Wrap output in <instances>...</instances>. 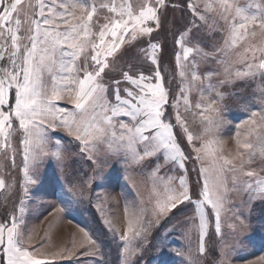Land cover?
I'll return each instance as SVG.
<instances>
[{"label":"snow or ice","instance_id":"obj_1","mask_svg":"<svg viewBox=\"0 0 264 264\" xmlns=\"http://www.w3.org/2000/svg\"><path fill=\"white\" fill-rule=\"evenodd\" d=\"M252 6L256 11L249 12L233 0H0V153L6 161L11 151L16 169L10 182L0 178L4 201L0 203V264H58L66 254L75 260L101 252L94 230L86 226L79 227L83 234L79 241L73 236L54 245L53 251L39 250L47 236L31 243V212L25 202L31 203L29 192L39 175V161L48 155L57 159L62 171L76 157L89 162L92 174L82 179L81 197L84 186L92 187L113 160L121 163L126 179L133 174L157 180L159 173L186 174L167 175L162 188L154 183L146 198L126 201L127 227L122 233L112 227V221H105L117 248L123 244L118 264H140L154 233L182 209H190L191 215L180 223L198 231L195 246L180 253L187 257L186 264H231L242 247L237 233L247 224L242 211L227 217L232 223H223L229 184L247 194L253 187L247 181L253 180L264 198V178L255 179L264 167L252 168L257 155L264 165V87L259 88V122L255 112L242 122L245 126L259 123L260 133L252 130L249 139L236 140L238 157L214 147L221 143L217 137L228 123L219 89L237 80H254L258 74L264 82V46L237 51L249 37L264 38V0ZM170 8L181 13L182 23H173L168 31L174 37L176 68L189 86L181 88L175 99L161 71L164 46L156 40ZM124 53H131L134 61L119 73V79L106 80ZM142 65H147L148 74L138 67ZM175 78L169 75L168 81ZM122 84L127 86L121 88ZM193 88L201 93L193 113V122L198 116L201 125L198 134L187 118L193 112L188 94ZM57 130L72 138L77 151L71 152L68 145L62 149L60 141L56 151H45L51 144L49 134ZM189 161L200 165L198 172L192 169L197 180L191 183ZM251 202V198L242 201ZM64 211V207L57 210ZM165 240L166 236L160 238L156 247H164ZM253 264H264V256Z\"/></svg>","mask_w":264,"mask_h":264},{"label":"rangeland","instance_id":"obj_2","mask_svg":"<svg viewBox=\"0 0 264 264\" xmlns=\"http://www.w3.org/2000/svg\"><path fill=\"white\" fill-rule=\"evenodd\" d=\"M117 2H119V0H117ZM173 2H176V0H173ZM196 2H200V0H196ZM233 2L249 12H254L256 9L252 5L259 3L260 0H233ZM180 15L181 13L179 11H174L170 8L164 22V31L156 35V40L164 46L163 51L165 58L161 63V71L162 75L165 77V86L172 93L173 99L178 96L181 88L187 89L189 87L187 81L182 80L179 75V70L176 68L174 60V37L168 31L173 26V23L177 26L182 23L179 19ZM221 36V33L216 34V38L220 40V43H223ZM178 37L179 32L176 33V38ZM167 40L166 46L165 43ZM189 46L192 45L190 44ZM261 46H264V38L249 37L246 42H242L237 48V51L242 53L245 48H259ZM141 47H143V45H141ZM248 55L251 57V51ZM256 55L259 56L260 52L257 51ZM134 59L135 57H133L131 53H124L122 56H119L114 62V70L110 71L105 79H119V73L127 71L128 64L132 63ZM138 67H140V70H144L145 74H148L146 70L147 65ZM201 67L203 68V65H201ZM169 75H175L176 78L168 85L166 79ZM213 83H215V81H213ZM125 86L127 85L122 84L121 88ZM260 87H264V82L260 80L258 74L257 78L254 80L251 78L248 81L237 80L219 89V91L223 93V98L220 102L222 106L225 107L223 118L228 123L223 125L217 137L221 142L219 145L214 146L217 151H223L225 155L230 157H238L236 140L241 139V142H244V140L249 139V133L252 130L256 133H260L261 128L259 123L247 126L242 123L250 120L253 112L258 114L255 119L259 122V113L261 112L259 98ZM188 94L193 105V112L189 113L187 118L189 124L197 130L198 134L201 125L198 116L195 122H193V113L196 111L194 105L200 100L201 93L193 88ZM204 95H207V93H204ZM245 96L244 103L246 104L244 112L241 115H236L239 111H229L227 105L229 102L230 104H234L241 101ZM170 111H172L171 108ZM180 111L183 113V106ZM174 115L175 113L173 111V122H175ZM176 131L179 133L180 129L177 128ZM49 136L51 144L45 151H56L55 144L57 141H60L62 149L68 145L71 152L77 151L78 145H76V143L72 141V138L67 136L66 133L57 130L51 132ZM254 138L253 136L252 139ZM196 146H199V142ZM186 150L191 151V146H188ZM193 156H195V153H193ZM19 159L18 157L17 163H19ZM245 159H247V157H245ZM194 167L198 172L200 167L199 163L194 165L189 161L187 169L191 174L189 177L190 183L197 180V172L192 171ZM261 167H264V165H261L260 157L257 155L252 164V168L259 171ZM7 169H11V174H6ZM248 170L251 169L245 168V171ZM70 173H72V176H79L78 179H86L88 175L92 174V168L89 162L79 157H76L70 163H66L63 166V171L57 164V159L51 155L45 156L39 161V175L34 178L36 183L31 186V191L29 192L31 203L26 201L25 206L31 212V216L28 218V228L33 230L34 233L31 243L35 244L36 241L40 240L42 237H48V239L40 245L39 250L41 251L45 249L53 251L55 250L53 247L54 245H59L64 240H69L73 236L77 241L82 238L83 234L79 231V227L86 225L81 222L82 217L79 216L80 213L78 214L76 206L81 202V207H84L86 194L88 195L87 200L92 203L95 209L94 218H90L95 223L99 220V223L101 222L105 226L107 230L106 237L110 240L108 242L106 241V243L114 246L115 242H113V238H111L112 233L108 230L105 221H112V227L116 229L118 233H122L124 228L127 227V220L124 217L126 201L134 198L137 200L142 197L146 198L148 190L153 187L154 183H159L162 188L163 182L167 179V175L178 176L180 174H185L177 172L168 174L159 173V180L147 174L143 177L133 174L132 179H126V174L121 163L113 160L102 168L101 172L98 174L100 178L93 183L92 187L91 185L84 186L86 190L81 197L78 188L74 187L75 190H73V187L70 188L66 180L67 175ZM15 176L16 169L12 166L11 151H9L6 161L3 154L0 153V178L12 179ZM76 178L77 177H74V182H76ZM262 178H264V173H261V175L255 179L258 180ZM247 183L253 185L251 191L247 192V194L237 192V190L232 188L231 184H229V190L225 195V208L221 213L222 217L225 218L223 220L225 226L232 223V220L227 219V217H231L233 212L241 211L244 213L245 223L247 224L246 228L241 229L237 233L241 238L240 242L242 247L233 254L231 264H253V262L264 256V198H261L258 191L259 185L253 180H248ZM105 194H107L106 200ZM97 196H99L100 199H97ZM250 198L252 200L250 204L245 205L242 203V201L246 202ZM0 203H4V201L0 200ZM15 203L17 207L20 206L18 200L15 201ZM10 207L11 204H9V209ZM62 207H64L66 211L58 213L57 210ZM84 209L85 208H81V210ZM2 214L3 212L0 211V215ZM25 215H27V212ZM186 215H191L190 209L181 210L168 221V224H164L163 227L165 228L160 233L158 239L152 240L150 249H146L143 256L140 257V264H186L187 257L181 256L180 253H187L190 247H194L198 241V231L191 230L189 225L180 223ZM85 218L86 217H84V219ZM173 227H175V231H171ZM166 229L170 231V234L166 233ZM185 229H188L187 236L184 234ZM28 234V232H25L24 239L26 245L29 243ZM165 236V246L160 248L156 247L157 241ZM210 243L211 241H209V244ZM114 248L116 247L114 246ZM105 257L106 258H103L100 252V254L94 257L84 258L77 256V259L70 260L67 258L66 254V258L59 261L58 264H104V260L106 261L105 264H118L117 254L115 251L110 250V248H106ZM48 258L50 259V257Z\"/></svg>","mask_w":264,"mask_h":264},{"label":"trees","instance_id":"obj_3","mask_svg":"<svg viewBox=\"0 0 264 264\" xmlns=\"http://www.w3.org/2000/svg\"><path fill=\"white\" fill-rule=\"evenodd\" d=\"M167 42L168 40L166 41L165 45L167 46ZM169 46V44H168ZM165 58V57H164ZM164 61V59H163ZM167 81V84L169 85V81H168V78L166 79ZM245 97H243L241 99V101L239 102H236L234 104H230V102L227 104L228 105V109L229 111H239V113H236V115H241L243 112H244V107H245V104L244 101H245ZM9 167V166H8ZM6 174H11V169H7L6 170ZM74 177H77L76 178V182H74ZM79 176H72V173H70L69 175H67L66 177V180L67 182L69 183V186L70 188L73 187H77L79 192H80V185H82V179H78ZM9 180V182L12 180V179H7ZM86 188L84 187V192H85ZM0 191L2 192L3 190L0 189ZM88 198V195L86 194V202H84V207H81V202L78 203V205L76 206V210L78 212V214L80 213L79 216H81V222L84 223L86 225V227L88 229H93L94 230V236L97 237L99 239V243L101 245V254L103 256V258H106L105 257V254H106V248H110V250H113L116 252V254H118V251L122 250V244H120V247L119 249L117 248V244L115 243V247L114 246H111L109 244L106 243V241H110L107 237H106V233H107V230L105 229V226L100 222L99 223V220L98 222H94L91 218H94V213H95V209L93 208L92 206V203L90 201L87 200ZM81 208H85L84 210H81ZM182 210H185V209H182ZM82 213V214H81ZM84 217H86L84 219ZM91 217V218H90ZM98 217V216H97ZM164 226V225H163ZM165 227H161L157 233H154V239L153 240H157L158 237L160 236V233L163 231ZM110 234V233H109ZM110 237V236H109ZM112 238V237H111ZM115 249V250H114ZM147 249H150V246L147 248ZM106 263V261L104 260V264Z\"/></svg>","mask_w":264,"mask_h":264}]
</instances>
